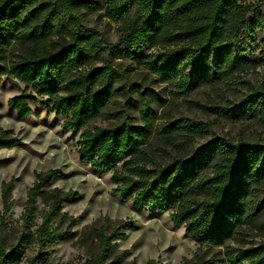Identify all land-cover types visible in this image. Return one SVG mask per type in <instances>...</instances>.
<instances>
[{
  "label": "trees",
  "instance_id": "trees-1",
  "mask_svg": "<svg viewBox=\"0 0 264 264\" xmlns=\"http://www.w3.org/2000/svg\"><path fill=\"white\" fill-rule=\"evenodd\" d=\"M103 9L118 26L122 49L82 24L85 14ZM259 16L258 7L242 0H0V80H17L36 94L13 97L7 104L25 119L37 97L47 98L49 111L66 117L64 130L82 131L80 160L97 171L116 168L113 192L122 201L131 200L135 210H169L172 223L185 228L198 251L184 264H264V240L229 248L243 236L242 226L264 230V142L217 136L212 123L189 118L170 120L153 136L156 112L140 91V125L119 120L107 128L90 127L114 92L121 91L128 100L126 71L103 62V56L117 55L137 61L183 93L192 85L213 91L220 99L207 108L213 115L264 128V81L246 83L250 92L234 115L222 104L219 87L246 70L241 54ZM145 49L159 52L144 55ZM260 57L264 61V49ZM93 60L103 63L95 66ZM207 136L212 139L195 149ZM18 144L0 129V150ZM57 175L56 170L35 175L17 230L5 222L13 181L3 184L0 264L40 263L44 251L74 226L60 206L76 192L44 189ZM39 201L46 208L40 223ZM120 230L85 228L88 257L83 264H120L119 255L113 256L114 241L124 236Z\"/></svg>",
  "mask_w": 264,
  "mask_h": 264
},
{
  "label": "rangeland",
  "instance_id": "rangeland-1",
  "mask_svg": "<svg viewBox=\"0 0 264 264\" xmlns=\"http://www.w3.org/2000/svg\"><path fill=\"white\" fill-rule=\"evenodd\" d=\"M242 1L253 8L258 7L260 16L252 32L247 34V50L241 54V58L248 62L246 70L219 85L224 91L222 104L227 105L233 115L241 110L242 98L250 92L246 83L258 86L264 81V61L260 57V52L264 49V0ZM81 20L83 25L98 31L111 44L122 49L118 26L108 19L104 9L94 14H85ZM242 38L240 35L237 39L239 46ZM158 52L157 49H145L143 54ZM103 62L126 71L127 81L123 90L128 94L129 102L121 91L114 92L105 103L100 116L90 124L91 128H107L119 120L140 125V91L156 112V119L152 123L153 136L158 127L166 122L189 118L212 123L217 136L235 141L245 139L264 142V128L259 125L237 117L228 119L209 113L207 108L220 99L206 87L192 85L183 93L132 59L117 55L103 56ZM103 62L92 61L95 66ZM227 89L230 90L225 91ZM22 95L36 97L30 88L17 80H0V129L8 131L19 140V144L13 148L0 150V211L3 184L13 181L10 192L12 206L5 216L8 228L17 230L21 226L24 205L37 173L58 171V175L44 189L58 188L64 193L74 191L77 194L64 199L60 206L61 212L74 220V226L56 244L44 251L46 256L38 264H83L88 255L82 233L85 228L93 225H103L108 231L120 227V233L124 236L114 241L117 247L113 253V256L119 255L120 264H184L194 257L198 244L185 234L183 226L172 223L169 210H135L131 200L124 202L113 192L116 185L112 181V174L116 168L97 171L80 160L78 150L82 131L64 130L62 125L66 117L50 112L47 98L37 97V102L30 104L31 115L25 119L18 118L7 102ZM211 139L212 136L200 139L195 149L202 148ZM153 155L160 161L163 158L155 146ZM45 210L39 201L38 223L41 222L40 214ZM241 231L243 236L237 242H230V249L257 246L264 240V230L253 225H244ZM11 239L9 235L7 240L10 242Z\"/></svg>",
  "mask_w": 264,
  "mask_h": 264
}]
</instances>
